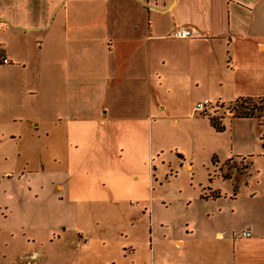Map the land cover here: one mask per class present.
I'll use <instances>...</instances> for the list:
<instances>
[{"label": "crops", "instance_id": "1", "mask_svg": "<svg viewBox=\"0 0 264 264\" xmlns=\"http://www.w3.org/2000/svg\"><path fill=\"white\" fill-rule=\"evenodd\" d=\"M263 4L0 0V56L9 60L0 83L7 95L6 101L5 93L0 97V115L8 119L0 123L21 124L8 126V142L0 141V173L18 177V183L27 179L31 189L39 182L42 192L66 191L69 201L81 198L90 209L120 208L117 192L128 177L136 184L152 177L147 159L153 157L155 127L180 129L184 135L165 138L161 153L166 145L173 147L177 160L192 171L184 140L206 122L207 149L220 173L229 161L246 166L243 175L217 174L231 181L229 190L201 191V200L226 204L213 215L225 212L229 222L213 230L219 247L213 264H264V118L231 117L239 122L232 131L223 124L230 137L222 158L225 145L219 144L218 131L210 118L194 111L201 100L210 102L208 115L218 110L223 94L264 100V43L250 27ZM178 28L191 29L197 38H170ZM25 94L43 117L19 119L30 109L21 101ZM28 121L34 132L26 142ZM116 133L130 135L133 146L118 145ZM105 156L107 175L100 173ZM83 178L93 182L73 186ZM9 193L0 191V211L7 209ZM244 231L251 237L244 238ZM170 242L185 245L181 239Z\"/></svg>", "mask_w": 264, "mask_h": 264}, {"label": "rangeland", "instance_id": "2", "mask_svg": "<svg viewBox=\"0 0 264 264\" xmlns=\"http://www.w3.org/2000/svg\"><path fill=\"white\" fill-rule=\"evenodd\" d=\"M261 12L260 19L251 22L250 27L264 43V4ZM6 71V65L0 64V83ZM4 93L6 101V92L0 88L1 99ZM30 98L28 94L21 98L25 110L30 109L23 111L19 119L43 117L42 111L36 115L34 107H30L34 101ZM221 98L219 109L209 117L222 126L230 125L232 131L239 122L231 117L240 116L238 110L242 103L234 104L240 99L226 94ZM246 111L264 118L261 102L248 103ZM0 119L8 118L0 115ZM155 123L156 126L161 122ZM19 125L0 123V141L3 144L8 142V126L15 129ZM207 125L204 122L186 133L184 143L188 146L192 171L177 160L173 147L166 145L164 153H161V143H165V138L184 135L180 129L160 128L157 131L155 127L153 157L147 159L152 177L138 184L130 182L128 177L126 186L117 192L120 208L90 209L80 203L81 198L74 197L69 201L66 191L56 194L52 190L42 192L39 182L31 189L27 179L18 183V177L10 180L9 175L1 171L0 191L10 193L5 199L7 209L3 207L0 211V264H213L214 253L219 248L213 230L219 225L226 227L229 222L225 212L217 217L213 215L216 208L226 207V204L201 200V191L209 187L220 188L222 192L229 190L231 181H223L217 174L223 177L243 175L246 166L229 161L220 173V168L212 163L210 149H207L210 139L203 128ZM25 127L28 142L34 127L29 121L25 122ZM149 135L151 139L148 131L147 138ZM216 137L219 144L225 145L224 153L219 151L218 155L224 158L230 134L222 131ZM114 141L118 145L134 144L130 135L123 133H116ZM149 142L148 139V146ZM131 154L128 153V157ZM107 160L105 156L100 162L103 175H107L110 168ZM26 177L31 179L28 175ZM92 182L83 178L72 181V184L79 186ZM137 190L142 191L141 196L137 197ZM171 239H181L185 245L178 247L170 242Z\"/></svg>", "mask_w": 264, "mask_h": 264}, {"label": "built area", "instance_id": "3", "mask_svg": "<svg viewBox=\"0 0 264 264\" xmlns=\"http://www.w3.org/2000/svg\"><path fill=\"white\" fill-rule=\"evenodd\" d=\"M170 38L178 39V40H184V39H195V38H197V36L195 35V33L191 29L178 28L171 33ZM0 64L7 65V64H9V60L3 56H0ZM209 105H210V102L208 100H205L203 102H199L196 104L194 111L197 115L210 118L208 113H207V107ZM242 236L244 238H250L251 233L249 231H244L242 233Z\"/></svg>", "mask_w": 264, "mask_h": 264}, {"label": "trees", "instance_id": "4", "mask_svg": "<svg viewBox=\"0 0 264 264\" xmlns=\"http://www.w3.org/2000/svg\"><path fill=\"white\" fill-rule=\"evenodd\" d=\"M250 102L253 103V101H251V100L240 99V100H238L237 102L234 103V104H239V103L241 104L242 103V105L239 108L240 110H238L241 117H243V118H250V117L256 116L255 113H253V112L252 113H249L248 111H246L247 108H248V103H250ZM260 102L264 105V100H262ZM244 109H245V111H244ZM263 114H264V112H263ZM257 117H262V116L261 115H258ZM210 122H211V125L218 132L224 131V127L221 124H219L217 121H215L214 119H210Z\"/></svg>", "mask_w": 264, "mask_h": 264}]
</instances>
